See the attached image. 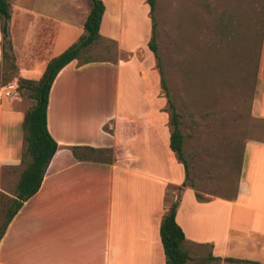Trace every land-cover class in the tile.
<instances>
[{
	"label": "crops",
	"instance_id": "crops-1",
	"mask_svg": "<svg viewBox=\"0 0 264 264\" xmlns=\"http://www.w3.org/2000/svg\"><path fill=\"white\" fill-rule=\"evenodd\" d=\"M30 1L11 3L7 29L17 75L36 80L47 61L83 33L89 6L64 0L67 13L60 16ZM101 1L99 40L134 50L137 63L73 59L57 72L45 110L56 150L37 190L6 224L0 264H164L159 221L171 203L167 189L186 182L185 171L168 147V116L157 96L149 35L142 47L125 29L132 40L127 43L126 0ZM52 4L60 8V2ZM255 80L250 115L264 118V31ZM2 86L0 167L18 168L24 111L19 98L1 93ZM178 193L174 220L188 252L206 247L207 256L219 258H207L210 263L246 264L223 260L232 258L264 264V142H244L231 194L197 199L195 193L201 194L192 184Z\"/></svg>",
	"mask_w": 264,
	"mask_h": 264
},
{
	"label": "rangeland",
	"instance_id": "rangeland-1",
	"mask_svg": "<svg viewBox=\"0 0 264 264\" xmlns=\"http://www.w3.org/2000/svg\"><path fill=\"white\" fill-rule=\"evenodd\" d=\"M16 1L20 2L7 0L9 10ZM52 2H60V8H53ZM28 3L55 15L67 13L64 0ZM146 10V0H126L122 33L127 43L132 42V35L143 47L150 35ZM153 19L158 56L154 62L165 83L164 90L157 72V96L164 101L162 111L168 117L169 103L179 115L185 183L192 184L200 196L229 195L238 179L244 142L264 140V118L251 116L249 109L264 31V0H155ZM9 55L10 60H0V86L11 81L17 84L21 78L10 50ZM116 58L132 66L137 63L134 50L119 51L107 40H97L85 49L80 61ZM28 93L19 88L15 94L24 112L32 104ZM19 170L20 166L0 167V192L13 193ZM166 194H170L166 200L173 202L178 191L169 187ZM206 252V247L191 248L188 264H218L210 263Z\"/></svg>",
	"mask_w": 264,
	"mask_h": 264
},
{
	"label": "trees",
	"instance_id": "trees-1",
	"mask_svg": "<svg viewBox=\"0 0 264 264\" xmlns=\"http://www.w3.org/2000/svg\"><path fill=\"white\" fill-rule=\"evenodd\" d=\"M87 2L89 8L83 22V33L63 51L47 61L38 79L19 78L17 80L16 91L19 88L27 89L29 91L28 96L32 99V104L23 114L24 150L21 153L17 181L11 194L13 197L0 192V237L4 232L6 224L15 214L21 203L37 190L44 170L56 150V143L48 134L45 126L46 103L52 80L64 65L73 59H80L81 53L100 39L98 27L104 8L103 3L101 0H87ZM146 3L151 27L146 47L157 60V45L154 36L155 23L153 19L155 0H146ZM8 18L9 3L7 0H0V49L1 59L4 61L10 60V42L7 29ZM88 60L84 59L83 61ZM156 68L160 76V87L165 90V83L157 63ZM168 106L171 108L168 117V124L170 126L168 147L174 153L175 158L182 163L185 171L184 177L186 179L187 167L182 158V134L179 129V115L174 111L170 103ZM258 141L264 142V140ZM185 185L187 184L183 181L176 187L177 191ZM195 196L197 199H201L199 194L195 193ZM178 197L179 193L176 199L167 206L159 221L158 234L164 255V264H186L190 260L188 251L183 247V232L174 220L179 200ZM207 258L213 260L219 259L218 257H212L210 255ZM223 260L227 262L253 264L250 261L235 260L232 258H223Z\"/></svg>",
	"mask_w": 264,
	"mask_h": 264
},
{
	"label": "built area",
	"instance_id": "built-area-1",
	"mask_svg": "<svg viewBox=\"0 0 264 264\" xmlns=\"http://www.w3.org/2000/svg\"><path fill=\"white\" fill-rule=\"evenodd\" d=\"M1 93L5 96H12L16 94V83L9 82L1 87Z\"/></svg>",
	"mask_w": 264,
	"mask_h": 264
}]
</instances>
